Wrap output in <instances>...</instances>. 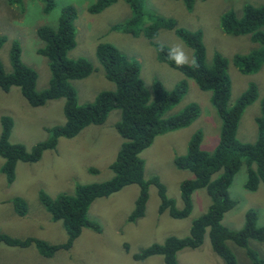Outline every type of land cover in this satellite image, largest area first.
<instances>
[{"label":"rangeland","instance_id":"374dc122","mask_svg":"<svg viewBox=\"0 0 264 264\" xmlns=\"http://www.w3.org/2000/svg\"><path fill=\"white\" fill-rule=\"evenodd\" d=\"M53 8L43 13L44 3L37 0H22L20 5H9L8 0H0V36L5 41L0 46V64L5 73L10 72L8 53L12 42L20 48L21 62L36 73L35 90L46 88L49 72L45 58L36 51L42 47L35 35L41 26L55 28L60 10L71 6L76 12L74 20V47L67 52L70 59L83 58L91 66V73L84 79L71 81L76 92V103H91L101 91L113 89L112 83L103 77V72L95 59L98 43H107L121 54L139 63V75L144 86L159 81L166 90H171L180 81H185L186 91L170 113H175L194 103L198 117L183 129L157 136L152 143L139 153L143 161V179H158L165 195L174 201L176 209L181 208L179 185L192 175L176 170L172 160L181 156L191 135L201 133L200 147L211 151L217 142L219 121L209 102V93L200 91L195 83L180 73L159 63L155 50L142 36L134 38L112 26H122L129 16L123 0H116L99 13L89 14L87 7L93 0H52ZM264 0H196L190 12L185 11L180 1L144 0L146 10L156 16L171 18L175 26L187 31L201 33L205 49V63L209 64L213 53L227 60V74L230 80L228 106L249 85L257 89V99L244 109L238 122L235 137L241 143H252L256 137L253 119L258 115L259 101L264 96V62L254 74L244 75L232 65L234 55H245L255 49L248 36H233L219 28L220 16L229 10L239 14L243 6H259ZM148 24V22H146ZM167 47L181 46L191 62V52L173 32L159 30L152 40ZM63 99L47 102L42 107L32 108L24 101L16 87L8 91L0 90V117L11 119L12 127L8 141L24 146L28 151L38 142L46 140L47 129L61 125ZM119 111H110L99 126H87L71 138L59 137L54 149L41 153L34 163H17L14 178L9 184L0 172V235L17 240L31 238L47 245L64 244L65 231L60 221H51L39 200L43 193L49 199L59 195L71 196L76 185L101 183L112 177L108 166L113 162L122 142L114 125L119 119ZM3 160L0 158V168ZM89 168L94 173L89 172ZM246 179L245 166L241 165L228 188L234 207L223 215L221 224L231 230H239L243 225L245 212L256 213V225L264 227V186L258 184L254 192L243 189ZM139 196L137 185H128L106 198L93 200L86 215L97 223L99 232L82 229L68 249L55 251L51 258H44L34 244L17 247L0 243V264H163L160 256H151L139 261L132 255L139 253L152 243H161L169 237L187 236L190 222L204 213L209 199L204 189L190 195L191 211L186 218L173 219L166 212L158 214L159 198L156 187L150 185L143 216L128 221ZM18 198L24 203V211L18 213L12 201ZM227 247L237 264H249L243 249L227 242ZM247 247L264 259V242L248 241ZM178 264H222L211 251L206 234L202 244L194 250L182 249L176 254Z\"/></svg>","mask_w":264,"mask_h":264},{"label":"trees","instance_id":"16d2710c","mask_svg":"<svg viewBox=\"0 0 264 264\" xmlns=\"http://www.w3.org/2000/svg\"><path fill=\"white\" fill-rule=\"evenodd\" d=\"M22 0H8L9 5H20ZM30 1V0H29ZM44 3L43 13L53 8L52 0H37ZM116 0H93L87 7L89 14H96L107 8ZM180 1L185 11L190 12L196 0ZM202 1V0H199ZM129 10V16L122 26H112L123 34L136 38L142 35L154 48L156 59L168 68L180 73L184 78L192 80L200 91L209 93V102L219 121L217 142L211 151L200 147L201 133H193L186 143L183 155L172 160L176 170L187 171L191 179L179 185L181 208L176 209L174 201L165 195L163 186L155 177L143 179V161L139 153L147 148L157 136L188 127L199 115L197 106L191 103L178 112L170 113L178 104L186 91L185 81H180L171 90H166L159 81H152L149 87L144 86L139 75V63L121 54L107 43H98L94 54L102 69L103 77L112 83L113 89L101 91L88 104L76 103V92L71 81L86 78L92 66L83 58L67 57L75 44L74 20L76 12L71 6L63 7L55 28L38 27L35 35L42 43L36 53L45 58L49 79L45 89L35 90L36 73L20 60V48L12 42L8 53L10 72L5 73L0 64V90L8 91L12 87L19 89L24 101L32 108L42 107L47 102L63 99V123L47 129L45 141L38 142L26 151L24 146L8 141L12 127L11 119L0 117V158L3 164L0 172L5 176L7 184L14 178L17 163H34L39 160L45 150L55 148L59 137L66 139L75 136L87 126H99L112 110L119 111V119L114 128L121 138L113 162L108 166L112 177L101 183L76 185L71 196L59 195L49 199L43 193L39 200L53 222L60 221L65 231V243L47 245L31 238L17 240L0 235V243L27 247L34 244L44 258H51L59 250L68 249L79 236L82 229L98 233L96 222L88 219L86 212L89 204L97 198H106L128 185H137L139 196L135 207L128 217L134 221L143 216L150 185L156 187L159 198L158 214L166 212L173 219L186 218L191 211L190 195L193 191L204 189L209 204L204 213L190 222L188 234L182 238L169 237L161 243H152L131 257L139 261L151 256H160L163 264H178L177 252L182 249H197L206 234L211 251L222 264H237L227 247L232 243L245 252L249 264H264L257 253L247 247L248 241L264 242V227L256 225V213L247 211L243 217V225L239 230H231L221 224L223 215L230 211L235 203L229 197L228 188L241 165L245 166L246 179L243 189L254 192L258 184L264 186V96L259 101L258 115L253 119L256 131L252 143L237 141L235 134L244 109L257 99V89L249 84L234 103L228 106L230 80L227 74V60L218 53H213L209 64L205 63V49L201 33L187 31L175 26L171 18L150 14L144 0H123ZM148 22V24H146ZM220 30L233 36H248L255 44V49L245 55H234L232 65L239 73L254 74L264 62V3L253 7L243 6L240 13L232 10L224 12L219 18ZM159 30H173L183 41L195 58L197 67L186 64L177 66L168 58L169 49L153 43ZM5 41L0 36V46ZM89 172L94 170L89 168ZM13 206L18 213L24 211L23 201L15 198Z\"/></svg>","mask_w":264,"mask_h":264},{"label":"clouds","instance_id":"9594fccd","mask_svg":"<svg viewBox=\"0 0 264 264\" xmlns=\"http://www.w3.org/2000/svg\"><path fill=\"white\" fill-rule=\"evenodd\" d=\"M168 58L173 61L177 66H184L186 64H189V57L183 50V48L179 45L174 46L170 49L168 53ZM190 67H197L195 62V58H192L191 64L189 65Z\"/></svg>","mask_w":264,"mask_h":264}]
</instances>
